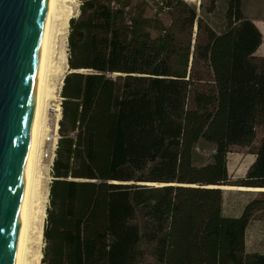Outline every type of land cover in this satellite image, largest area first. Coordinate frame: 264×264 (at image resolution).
I'll return each mask as SVG.
<instances>
[{
	"label": "trees",
	"instance_id": "trees-1",
	"mask_svg": "<svg viewBox=\"0 0 264 264\" xmlns=\"http://www.w3.org/2000/svg\"><path fill=\"white\" fill-rule=\"evenodd\" d=\"M157 3L168 25L132 0H80L69 19L41 264H264L245 250L264 207L262 34L243 0ZM258 127L231 182L228 149ZM201 141L211 160L197 165ZM223 190L260 197L231 215Z\"/></svg>",
	"mask_w": 264,
	"mask_h": 264
},
{
	"label": "water",
	"instance_id": "water-1",
	"mask_svg": "<svg viewBox=\"0 0 264 264\" xmlns=\"http://www.w3.org/2000/svg\"><path fill=\"white\" fill-rule=\"evenodd\" d=\"M51 5L0 0V264L21 262V208Z\"/></svg>",
	"mask_w": 264,
	"mask_h": 264
},
{
	"label": "rangeland",
	"instance_id": "rangeland-1",
	"mask_svg": "<svg viewBox=\"0 0 264 264\" xmlns=\"http://www.w3.org/2000/svg\"><path fill=\"white\" fill-rule=\"evenodd\" d=\"M187 3L191 5H195L198 10V3H200L201 0H184ZM142 4L144 3L146 7L145 14L148 16H157L160 18V20L165 24L168 25L170 22V15L167 13L165 9L162 8L160 4L157 3V0H132V4L134 3ZM79 4L80 0H62L60 10H63L64 15V23L59 26L60 29V42H59V50L61 48L60 52V60L61 65L59 67V76L56 80L57 87L60 85L61 81L63 83V77L68 72V63H67V56H68V44H67V35L69 31V19L73 16H76L79 12ZM244 11L248 16L251 17H257L259 20L257 21V26H259L260 30H262V43L258 50L256 51V56H264V0H245L244 1ZM199 11V10H198ZM208 22L211 24V26L217 28L216 26H220L224 23V20L219 12L215 13L214 15H210L207 17ZM195 28V27H194ZM195 30V29H194ZM156 32H152V35H155ZM61 101L60 96V89H57L54 94V99L50 101V109L51 111L59 116V104ZM52 107V108H51ZM56 111V112H55ZM47 118H49L48 123L51 127L46 128L45 136L42 139V145H41V159L43 160V166L45 170L43 169V181L44 184V193H47V199L43 201L44 210L41 216H39L38 221L39 223L36 225L37 228L42 232V243H41V257H40V264H41V258H42V249L44 247V240H43V227L45 223V213L46 208L48 206V190H49V184L51 181V164H52V126L54 121V115L49 112ZM59 121V120H58ZM51 135V137H50ZM263 135V129L262 127L257 128L256 138L253 141V143L249 146H241V145H231L228 149L227 155H226V165L229 175V180L231 182H238L241 178L245 176V173L247 171V168L254 160V154L251 153L252 150L257 146L259 139ZM58 136V132H57ZM46 138H48L46 140ZM50 138V139H49ZM58 138V137H57ZM45 141V142H44ZM198 150L197 156L195 157V164L199 165L202 163H205L209 160L210 154L212 153L211 145L206 142H200L198 144ZM223 198L225 201V208L226 211H230L231 213H238L242 207L248 202L249 200V194L251 193L250 197H260V195L253 193V191H242V190H223ZM253 194V195H252ZM264 219V207L258 208L253 212V216L250 219L254 221V223H257L258 220ZM256 220V221H255ZM253 224V223H252ZM146 252L150 251V247H146ZM148 259L151 260V258L148 256Z\"/></svg>",
	"mask_w": 264,
	"mask_h": 264
},
{
	"label": "bare ground",
	"instance_id": "bare-ground-1",
	"mask_svg": "<svg viewBox=\"0 0 264 264\" xmlns=\"http://www.w3.org/2000/svg\"><path fill=\"white\" fill-rule=\"evenodd\" d=\"M61 2L62 0H52L44 44V65L35 113L33 147L21 208V230L24 238V246L20 264H40L42 232L36 225L39 223V216L42 215L44 210L43 201L47 199V193H44V184L42 183L44 182L43 178L45 175H43V169L45 170V168L43 166V158L41 159V155H44L41 154V145L46 128L51 127L48 123L49 118H47L49 112L54 115V123L52 126L53 148L56 147L58 137L59 116L51 111L49 105L50 101L54 99L56 90L62 86V81L58 87L56 84V80L60 75L59 67L61 65V48L59 50L58 45L61 40V28L59 26L65 20L63 10H60ZM220 187L222 189H253L229 185Z\"/></svg>",
	"mask_w": 264,
	"mask_h": 264
},
{
	"label": "crops",
	"instance_id": "crops-1",
	"mask_svg": "<svg viewBox=\"0 0 264 264\" xmlns=\"http://www.w3.org/2000/svg\"><path fill=\"white\" fill-rule=\"evenodd\" d=\"M244 1L245 0H243V6H244ZM246 16L250 18L254 22V24L257 26V21L259 20L257 17L254 18V17L248 16L247 14ZM257 28L262 34V30H260L259 26H257ZM256 51L254 55H256ZM222 207H223L224 213L231 214V215H238L241 213V210H242L241 209L238 213H231L230 211H226L224 198H223ZM245 250L248 253H263L264 252V219L258 220L257 223H254V221L252 220L251 222L249 221V224L247 225V228L245 230Z\"/></svg>",
	"mask_w": 264,
	"mask_h": 264
},
{
	"label": "built area",
	"instance_id": "built-area-1",
	"mask_svg": "<svg viewBox=\"0 0 264 264\" xmlns=\"http://www.w3.org/2000/svg\"><path fill=\"white\" fill-rule=\"evenodd\" d=\"M54 149H55V148H53V150H52V157H51V160H53ZM196 149L198 150V148H196Z\"/></svg>",
	"mask_w": 264,
	"mask_h": 264
}]
</instances>
